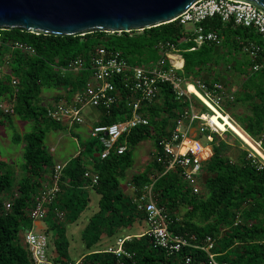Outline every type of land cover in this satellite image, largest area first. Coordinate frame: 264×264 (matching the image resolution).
Here are the masks:
<instances>
[{
  "label": "trees",
  "instance_id": "16d2710c",
  "mask_svg": "<svg viewBox=\"0 0 264 264\" xmlns=\"http://www.w3.org/2000/svg\"><path fill=\"white\" fill-rule=\"evenodd\" d=\"M201 25L205 30H219L223 43L230 44L235 51L239 50L238 39L248 38L261 44L262 49L256 61L262 67L255 72L251 69L249 71L250 79L260 82L259 87L264 86V43L250 28L232 27L216 16L203 20ZM1 32L5 39L24 42L34 49L32 55L13 51L7 72L0 73V98H9L15 92L13 115L21 120L32 121L34 129L22 135H12L14 142H22L21 169L24 172L23 177L17 181L15 194L11 191L14 186L13 172L4 168L5 162L0 160V264H33L24 243V234L32 224L28 212L33 195L44 182L49 181L53 167L51 156L43 145L44 130L41 124H48L46 128L59 127L58 123L45 117L46 108L39 104L40 93L43 88L61 87L66 88V95H70L80 85L79 80L69 74L60 75L58 67L67 59L86 53L93 45L100 43L114 46L129 63L138 64L139 56L148 52L155 54V43L169 40L182 49L180 54L183 66L178 74L186 80L201 78L206 82L201 74L209 69L214 60L215 46L202 44L189 50L193 42H183V38L191 34L177 21L140 31H97L81 36L43 35L17 29ZM247 59L250 67L251 61ZM11 76L18 80L15 88L10 85ZM257 93L260 103L254 105L253 110L259 116L256 122L258 127L255 130H243L247 135L264 134V87L259 88ZM159 97L161 102L146 108L149 125L133 128L129 132L125 137L127 149L122 154L110 152L106 158L100 159V148L94 141H90L65 163L61 172L60 192L45 209L43 219L46 223L43 232L52 240L56 253L53 260L56 264H68L70 261L63 256L67 245L65 228L64 223L55 219L54 208L64 211V220L75 221L87 204L84 193L87 181L83 173L88 168L97 175V184L90 188L99 195V199L97 212L90 216L82 232L81 238L85 245L97 241L102 235H112L120 229L130 228L133 222L143 220L129 196L122 191L120 179L124 170L132 164L133 147L140 141L150 139L153 147L158 149V140L167 135L165 129L171 125L181 106L173 100L168 85H161ZM123 108L124 103L121 102L108 113L99 109L102 117L98 123H112L115 118H120V113L125 110ZM9 117L0 113V119ZM122 141L121 138L116 144ZM211 147L212 154L202 165L203 193L199 191L198 194H191L176 171H168L156 177L153 192L158 205L164 208L171 219L168 229L173 233L193 234L199 243L205 235H217L214 251L219 253L216 257L218 261H226L228 264H264V168L256 171L250 166L245 160V150H240L229 159L226 152H229L230 144L223 139L216 138ZM260 147L264 150V141ZM160 171V165L151 157L141 172L130 177L129 183L138 189L148 181L151 172ZM6 201L10 203L8 209L4 208ZM237 212L240 222L233 225ZM122 249L130 256L117 258L103 249L87 254L81 259V264H175L173 257L167 256L161 249L153 248L150 238L144 234L124 240ZM184 253L193 257L191 264L204 263L205 256L201 251L182 249L180 254Z\"/></svg>",
  "mask_w": 264,
  "mask_h": 264
},
{
  "label": "built area",
  "instance_id": "2783aa9c",
  "mask_svg": "<svg viewBox=\"0 0 264 264\" xmlns=\"http://www.w3.org/2000/svg\"><path fill=\"white\" fill-rule=\"evenodd\" d=\"M213 16L218 17L223 23H229L232 27L250 28L264 43V14L252 5L230 0H197L173 20L184 26L191 34L183 38V42H193L189 50L202 44L215 47L220 45L222 37L219 30H205L201 25L203 20ZM238 42L240 52L251 61L250 69L254 72L260 70L262 64L256 61V58L261 52V44L248 38L238 39ZM153 50L156 57L146 67L129 63L118 49L103 43L95 44L86 53L67 59L58 67V73L62 76L69 74L79 80L80 85L73 91L69 101L57 102L47 107L45 117L55 123L71 127L83 123L82 110L85 107L101 109L108 113L112 107H117L123 102L125 110L120 113V118H115V121L109 124H100L97 121L89 128V139L100 148L98 156L104 159L110 152L119 155L127 149L125 137L133 128L149 125L146 108L161 102L159 97L161 85H168L173 100L181 106L176 111L171 125L165 129L167 135L158 140V149L154 148L152 151V158L160 165L161 171L151 172L148 181L138 189L129 184L131 190L129 198L136 212L141 213L147 224L142 235L150 238L153 248L161 249L167 256L173 257L175 264H191L193 257L189 253L180 254L182 249L201 251L205 256L203 264H228L226 261L216 259L219 255L214 251L217 235H205L199 243L193 234L173 233L168 229L171 219L164 208L158 205L153 184L158 175L176 171L191 194L199 193V184L203 178V162L212 154V143H215L216 138L221 139L224 131L219 130L207 119L210 114L209 107L189 87L192 86L221 112L222 104L225 101H232L233 96L226 91L220 80H213L208 84L201 79L186 80L181 77L178 72L182 70L183 58L179 46L172 41H159L153 45ZM13 51L27 55L34 54V49L30 45L5 39L0 30V73L8 69L10 54ZM17 84V78L11 76L10 85L15 88ZM14 98L15 92L9 98H0L1 114H13ZM191 128L194 129L195 134L191 133ZM202 136L206 144L201 143ZM121 138L122 143L116 144ZM255 145L264 154L260 142H255ZM245 151V160L248 164L256 171L262 170L264 160L258 158L259 156L257 157L254 152ZM226 156L230 157V152H226ZM64 165L65 163L53 164L49 181L33 195L28 212L32 222L43 221L46 215L45 209L55 201L60 192L61 172ZM83 178L87 181L84 188L97 184V175L89 168L84 171ZM9 207L10 203L6 201L4 208ZM53 214L58 221H64L63 210L54 208ZM239 222L240 217L237 212L233 225ZM128 238V236L118 238L115 247H107L104 251L112 253L117 258L129 257L130 254L122 249L123 241ZM24 243L33 264H56L53 257L47 255L48 241L43 231L30 228L24 234ZM68 264H81V259Z\"/></svg>",
  "mask_w": 264,
  "mask_h": 264
},
{
  "label": "rangeland",
  "instance_id": "374dc122",
  "mask_svg": "<svg viewBox=\"0 0 264 264\" xmlns=\"http://www.w3.org/2000/svg\"><path fill=\"white\" fill-rule=\"evenodd\" d=\"M186 27H188V25ZM179 49L182 50L181 48ZM214 50H215L214 60L210 64L209 69L202 72L201 74V77L204 79L213 76V77H217V79L222 81L223 79L221 78V76L223 77V76L232 75V70H231L232 67L229 66L232 64L233 60L242 61L243 59L244 60L247 59V57L244 54H242L240 50L237 51L233 50L230 44L223 43V40H221L220 45L215 47ZM155 57L156 55L150 52L146 53L143 56H139L140 60L138 65L146 67L155 59ZM4 72H7V70L5 69ZM45 90L47 89L43 88L41 92H44ZM55 93H56V89L53 88L48 89L43 93L45 94V99L47 104L50 102L53 104L55 103V101L56 102L58 101V99L54 98ZM39 101L41 100L39 99ZM220 113L223 114V112L221 111ZM82 115L86 124H93L98 119L100 113L98 110L94 108L85 107L82 110ZM211 115L212 112L208 116ZM10 116L12 117L13 115ZM5 122L4 124L6 125ZM218 122H220V120H218ZM41 126L42 129L44 130L43 145L45 149L47 150L50 144H53L56 148L55 152L52 154L53 159L54 158L62 159L65 156L70 155L75 151H78L80 149V146H82L83 144H87L90 142L88 133H86L83 126L81 125H73L71 127L64 126L66 128H59L56 126L55 127L50 126L46 128V126L49 125L46 123L45 124L42 123ZM19 127H17V125L13 123L7 126L6 129L5 126L3 127L0 126V159L5 162L3 167L8 168L13 172L14 186L11 190L12 193L17 192V186H16L17 181L21 177H23L24 172L21 169L22 156L20 155V148H17L16 150L15 144L10 140V136L11 134L14 133L22 134L32 131L34 129V123L32 121H29L25 126L22 127L21 131L19 130ZM59 134L61 135V138L57 139V136ZM7 136H9V138ZM221 139L225 140L230 144L229 152L232 158L235 157V155L240 150H247L249 152H253L249 147H247L246 144H244L239 138H237L230 131L229 132L224 131L221 134ZM200 141L202 144H206L203 136L200 138ZM8 142H10L9 146L6 147V143ZM21 143L22 142H20V145ZM20 145H16V147ZM14 149L17 151L16 154L13 153ZM153 150H154L153 143L150 139H145L143 141H140L133 147L131 153L132 164L129 168L124 170L123 176L120 179V184L122 183L123 185L122 187L125 188L126 195L131 194V190L128 186L130 177L133 174H136L137 171H141L144 169V167L147 165V163L150 161V158L152 157ZM201 182L199 184V188H200V192L203 193ZM84 193L87 198V204L86 207L83 209V211L73 222L66 221V219L64 220V222L62 221V223H64V228H65L64 237L65 240L67 241L66 251L63 254V256L68 258L69 261L74 262L82 259L91 252L103 250L106 249L107 247H115L118 238H122L125 235H134L136 233L146 230L147 224L144 220H141L142 222L140 225L137 222H133L130 228L120 229L114 232L112 235H102L99 237L97 241L92 242L90 245H85L83 238H81L82 232L86 224L89 222L90 216L94 212H97L98 210L97 205H98L99 195H97L90 187H86ZM181 212L182 210L180 211V213ZM49 233L52 234L51 231H49ZM49 237L50 236H47V241H48L47 255L49 257L51 256L53 257L56 256V253H54V247L51 242L52 240Z\"/></svg>",
  "mask_w": 264,
  "mask_h": 264
},
{
  "label": "water",
  "instance_id": "95a60500",
  "mask_svg": "<svg viewBox=\"0 0 264 264\" xmlns=\"http://www.w3.org/2000/svg\"><path fill=\"white\" fill-rule=\"evenodd\" d=\"M197 0H0V30L81 36L140 31L172 22ZM264 14V0H230Z\"/></svg>",
  "mask_w": 264,
  "mask_h": 264
},
{
  "label": "crops",
  "instance_id": "0c3cea01",
  "mask_svg": "<svg viewBox=\"0 0 264 264\" xmlns=\"http://www.w3.org/2000/svg\"><path fill=\"white\" fill-rule=\"evenodd\" d=\"M248 59L247 60H233L232 64L229 67H232V75H228V76H221V78L223 79L221 82L223 83L224 88L226 89V91L230 94H232L233 99L232 101H225L222 104L223 107V115H225L230 121L231 124H233L240 132H242V134L251 142V144H255V142H261L264 141V134L262 133H258V134H252L250 133V135H247L243 130H255L257 129V120L258 117L257 114L255 113L256 111L253 110V108H255L254 105L260 103L259 99H258V89L259 88H263V87H259L260 86V82H257L255 80H251L250 79V67L248 66ZM218 76V75H217ZM201 79V78H199ZM202 80V79H201ZM213 80H219L217 79V77H209V78H205L206 83L210 84ZM259 84V85H258ZM48 90V89H47ZM45 90V91H47ZM44 91V92H45ZM44 92L40 93V97L39 99L41 101H39V104L41 106H44L45 108L50 107L51 105L57 103V102H62V101H69L71 99L72 94L70 95H66V88H56V93L54 98L58 99V101L55 103H46V99H45V94H43ZM65 92V93H64ZM50 104V105H49ZM217 110V109H216ZM99 111V110H98ZM219 111V110H218ZM220 112V111H219ZM100 113V111H99ZM13 115V114H12ZM11 117V116H10ZM9 117V119H0V126L3 127L5 126V129L7 126H9L11 123L17 125V127H19V130L21 131L22 127L25 126L29 121L27 120H21L20 118H18L17 116L13 115L11 118ZM101 113L98 117V119L93 123L95 124L97 121L99 122L100 118H101ZM6 121V122H5ZM4 122L6 123V125L4 124ZM22 124V126H21ZM93 124H86L85 121H83L82 124H79L81 126H83L84 130L86 131V133H88L89 128L93 125ZM59 128H66L63 125L59 124ZM264 128V127H263ZM228 130V129H225ZM224 130V131H225ZM192 134H195L194 129H190ZM264 131V130H263ZM22 135L21 133H17ZM12 135L10 136V140L15 144V148L17 150V148H20V155L22 153L21 149H22V143L20 145V142H14L12 140ZM9 138V136H7ZM61 135L59 134L57 136V139H60ZM9 143H6V147L9 146ZM16 145H20L18 147H16ZM254 146V145H253ZM84 144L82 146H80V148H83ZM154 148V147H153ZM15 149L13 150V153L16 154L17 151ZM56 148L53 144H50L49 147L47 148V151H49L48 153L51 156V159L53 161V164L55 163H66L72 156H74L77 151L73 152L70 155L65 156L64 158H54L52 154L55 152ZM12 153V154H13ZM87 159L90 158L88 157ZM1 160V159H0ZM3 161V160H2ZM142 171V170H141ZM141 171H137L141 172ZM43 184H47V182H44ZM130 183H128L129 186ZM122 183L120 184V187L122 189V191L124 193H126V190L124 187H122ZM126 187V186H125ZM129 196V195H127ZM141 220L138 221V224H141ZM46 228V223L44 221H33L31 224V229L35 230V231H44V229ZM144 231L136 233L134 235H125V236H140L142 235ZM73 261H70V263Z\"/></svg>",
  "mask_w": 264,
  "mask_h": 264
},
{
  "label": "bare ground",
  "instance_id": "6f19581e",
  "mask_svg": "<svg viewBox=\"0 0 264 264\" xmlns=\"http://www.w3.org/2000/svg\"><path fill=\"white\" fill-rule=\"evenodd\" d=\"M190 90L196 95L201 97L205 104L209 107L210 114L212 112L211 116H207V119H209L211 122L214 123V125L221 131H224L225 129H228L230 132H232L237 138H239L244 144L247 145L259 158L264 160V154L260 151V149L257 148L255 144H251L249 140L233 125L229 122L228 118L221 114L216 108L209 103L205 98H203L197 90H195L192 86L189 87ZM220 120V122H218ZM254 145V146H253Z\"/></svg>",
  "mask_w": 264,
  "mask_h": 264
}]
</instances>
